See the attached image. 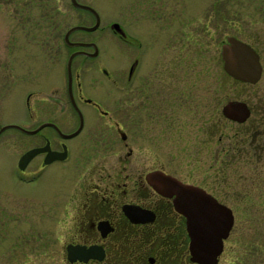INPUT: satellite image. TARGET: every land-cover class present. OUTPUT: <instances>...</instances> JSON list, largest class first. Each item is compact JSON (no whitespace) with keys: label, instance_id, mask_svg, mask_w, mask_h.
Masks as SVG:
<instances>
[{"label":"flooded vegetation","instance_id":"obj_1","mask_svg":"<svg viewBox=\"0 0 264 264\" xmlns=\"http://www.w3.org/2000/svg\"><path fill=\"white\" fill-rule=\"evenodd\" d=\"M75 1L78 5L69 0L71 10L84 13L92 20L88 25L73 24L61 35L66 52L61 54L66 96L77 124L73 129L63 130L52 121L58 117L55 111L47 115L40 109L43 106L37 104V118L48 119L39 120L37 132L33 134L25 131L32 129L18 128L24 135L37 134V145L26 149L20 157L32 148L46 149L27 164L37 159L33 177L38 179L51 165H56L51 176L69 174L64 194L56 197L64 205L55 206L56 213H64L65 219L59 223L55 218L50 223L54 228L52 239L64 243V259L60 264H200L190 253L186 218L175 209L173 198L159 193L154 188L157 182H151L147 176L160 171L188 183L166 172L165 163L208 164L212 168L219 158L226 164H241L246 158L259 161L264 150V83L260 88L259 108L243 101L250 110L246 121L229 120L221 109L220 118L243 127L221 149H218L219 114L215 92L210 99L196 94L199 97L195 105H189L185 87L186 84H212L215 88L218 64L224 80L231 85L261 83L264 75L262 30L246 21L242 26L235 25L234 0H114L119 5L114 18L108 21L99 9L100 0ZM258 5L263 9L264 0ZM84 6L98 14L97 28L92 31L76 28L66 36L74 26L96 24L95 13ZM97 31L101 33L99 39L92 38ZM229 36L247 43L257 53L261 76L256 83L237 81L224 71L221 48ZM50 56L57 58L58 54L51 52ZM20 57L21 52L14 60V51L5 52L0 70L6 82L18 77L15 66ZM49 64L37 61V95L46 89H57L53 79L57 66L52 63V67H46ZM69 69L77 108L69 96ZM84 69H94L96 75L91 78L92 84H87L88 89L80 81ZM105 86L120 92L115 94L109 109L103 107ZM192 95L193 92L190 98ZM125 109L130 116L129 135L116 118ZM96 118L100 126L91 134L83 135L86 123H93ZM4 126H0V135L8 129H2ZM122 148L126 149L123 154ZM50 151L64 157L47 163L45 158ZM154 165L160 167L153 168ZM188 184L216 197L213 186L207 189L200 184ZM23 209L14 202L6 206L0 203V224L6 236L0 264H20L23 259L25 243L21 242L24 235L21 222L26 216ZM34 224L37 226V219ZM59 229L66 232L56 239ZM226 239L216 264L221 261Z\"/></svg>","mask_w":264,"mask_h":264},{"label":"rangeland","instance_id":"obj_2","mask_svg":"<svg viewBox=\"0 0 264 264\" xmlns=\"http://www.w3.org/2000/svg\"><path fill=\"white\" fill-rule=\"evenodd\" d=\"M100 1L98 6L105 15V20L114 18L119 3L114 0ZM259 1L234 0V21L235 25L239 26L245 21L251 25L256 24L264 35V8L258 5ZM70 6L69 0H0V67L4 64L7 50L11 53L14 51L13 60L21 52L15 66L18 71L15 80L9 79L6 82L0 70V126H8L0 135V203L6 206L14 202L15 205L24 208L26 216L21 222V227H24L21 242L25 245L20 264H60L62 254L65 252L64 243L57 238L62 237L66 230L57 231L56 241L52 239L54 228L50 223L55 221V218L59 223L65 219L64 213L60 211L56 213L55 206L63 204V200L60 202L58 198L64 194L66 177L68 178L69 174L63 172L51 176L50 172L56 168V165L54 167L51 165L37 179L36 176L33 177L37 159L25 167L24 173H20L17 161L26 149L37 145V134L24 135L18 128L33 130L39 120L48 119L37 118V104L43 106L40 109L47 115L55 111L58 117L52 121L63 130L73 129L77 124V118L72 113L66 96L65 71L61 65V54L66 52L61 43V35L73 24L88 25L92 20L84 13L72 11ZM18 34L20 36L16 45ZM98 36H101L99 31L93 33L92 38ZM101 44H105L104 40ZM51 52H57V58H51ZM37 61L42 64L50 63L46 66L48 68L53 66L52 63L57 66V75L53 78L57 82L56 90L46 89L37 95ZM216 73L215 88L212 84H186L185 93L186 104L195 105V100L199 97H195L196 94L201 98L206 95L210 99L213 96L212 92H215L219 114L218 149H221L229 137L243 128L220 118L222 107L229 101H247L259 108L258 100L262 92L260 88L264 83V75L261 83L250 86L231 85L224 80L223 70L219 64ZM93 77H96L94 69L81 70L80 81L84 88L88 89L87 84H92ZM105 87L103 107L109 109L112 107L115 94L120 92L114 91L113 87ZM198 89L200 90L197 91ZM82 107L89 109L84 105ZM97 118L100 117L97 115ZM97 118L93 123H86L83 135L91 134L100 126L101 122L96 123ZM116 118L125 126L129 135L128 110L117 114ZM122 149L123 154L126 149ZM259 157V161L254 158L255 162L246 158L241 164H230L228 161L226 164L219 158L215 168L208 164H175L172 161L163 166L166 172L178 176L185 182L200 184L207 189L213 186L215 198L232 209L233 225L226 237L223 255L218 264H264V150L260 152ZM156 166L160 167L154 165L153 168ZM35 219L37 226L34 224ZM58 225L60 227V224ZM5 238L4 226L0 224V262Z\"/></svg>","mask_w":264,"mask_h":264},{"label":"water","instance_id":"obj_3","mask_svg":"<svg viewBox=\"0 0 264 264\" xmlns=\"http://www.w3.org/2000/svg\"><path fill=\"white\" fill-rule=\"evenodd\" d=\"M74 5H78L75 0H71ZM91 10L96 15V24L91 27L74 26L67 32L76 28L92 31L97 28L99 16L96 11ZM221 58L224 71L235 80L247 83H256L261 76V65L254 49L240 39L229 36L227 42L221 48ZM69 74V96L73 105L77 108L72 96L71 70ZM222 112L229 120L243 122L250 114V110L243 101H229L222 107ZM48 124V123H46ZM50 124V123H49ZM53 125V124H52ZM82 126V118L79 126ZM4 126L2 129L7 128ZM1 129V130H2ZM28 133L37 132L25 130ZM43 148H32L26 151L18 161V168L24 170L29 161L39 152L45 151ZM64 154L49 152L45 162L49 163L56 159H61ZM150 181L157 182L154 187L164 196L173 198L175 209L186 218V227L190 238L189 249L193 260L200 264H215L218 255L223 249V240L227 237L234 221L232 209L219 202L214 196L204 189L193 184L183 183L174 176L160 171H153L148 174ZM70 246H68V249ZM84 254L82 248L79 249Z\"/></svg>","mask_w":264,"mask_h":264}]
</instances>
